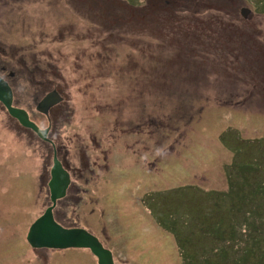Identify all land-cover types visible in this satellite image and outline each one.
Wrapping results in <instances>:
<instances>
[{
	"label": "rangeland",
	"instance_id": "374dc122",
	"mask_svg": "<svg viewBox=\"0 0 264 264\" xmlns=\"http://www.w3.org/2000/svg\"><path fill=\"white\" fill-rule=\"evenodd\" d=\"M2 40L20 49L9 67L19 70L24 55L41 69L0 75L13 104L51 127L54 147L0 103V264H97L87 248L26 240L50 203L53 148L78 170L83 151L104 162L112 135L108 169L86 172L87 183L71 172L53 216L94 234L115 264H186L156 218L170 211L198 221L208 201L192 186L228 190L233 160L264 167V0H0ZM51 89L63 100L45 116L35 106ZM193 232L198 250L203 234Z\"/></svg>",
	"mask_w": 264,
	"mask_h": 264
},
{
	"label": "trees",
	"instance_id": "16d2710c",
	"mask_svg": "<svg viewBox=\"0 0 264 264\" xmlns=\"http://www.w3.org/2000/svg\"><path fill=\"white\" fill-rule=\"evenodd\" d=\"M147 17L149 20H155L158 15H152L150 12ZM257 146L264 152L261 142L257 143ZM234 156L237 159L239 152ZM253 161H256L255 165L244 164L239 167L236 166L235 160L230 163L228 190L203 191L197 188L198 186H192L198 191L196 198L208 201L207 211L198 221L193 214L182 215L170 211L156 218L160 225L174 236L183 262L264 264V167L260 166L259 160ZM257 172L262 173V178L252 179ZM250 174L252 175L249 177ZM192 228L203 234L204 244L199 246L198 250L194 249L197 248L196 241L190 236L194 234ZM195 251L200 255L195 257Z\"/></svg>",
	"mask_w": 264,
	"mask_h": 264
},
{
	"label": "water",
	"instance_id": "95a60500",
	"mask_svg": "<svg viewBox=\"0 0 264 264\" xmlns=\"http://www.w3.org/2000/svg\"><path fill=\"white\" fill-rule=\"evenodd\" d=\"M242 16L249 14V9H240ZM62 96L56 91L47 92L36 104L35 109L48 115L49 109L59 103ZM0 103L8 114L23 127L32 130L38 137L46 140L47 128H40L30 119L28 112L13 104V93L9 83L0 76ZM70 183L68 171L61 161L53 156L50 178L47 183L50 203L29 226L26 240L33 248H87L96 257L97 264H115L112 252L103 246L100 240L83 227H65L53 216L56 202L61 199Z\"/></svg>",
	"mask_w": 264,
	"mask_h": 264
},
{
	"label": "flooded vegetation",
	"instance_id": "af4514ba",
	"mask_svg": "<svg viewBox=\"0 0 264 264\" xmlns=\"http://www.w3.org/2000/svg\"><path fill=\"white\" fill-rule=\"evenodd\" d=\"M63 37V35L61 36V38L60 37H54V38H52L53 39V41H57V40H60V39H63L62 38ZM55 38H57V39H55ZM1 39H3V38H1ZM33 42L35 43V41L34 40H32L31 41V43L30 44H33ZM19 48H17V47H13V48H11L8 44H7V41H4V40H2V41H0V56L1 55H4V57H3V62H2V64H0V72L3 74V73H6L8 76H10V77H13L15 74H17V73H23V72H26L27 74H29V75H31L32 76V78H33V75L35 74V70L36 71H38V70H41L38 66H31V67H28L27 66V61H26V59H25V56L24 55H22L21 57H20V59L18 60V62L22 65V67H19V70H17V71H15L14 69H12L11 68V66L9 67V61H8V59H10L11 61H13L12 59H14V60H16V57H17V53L19 52ZM43 72V71H42ZM0 73V74H1ZM1 76V75H0ZM2 77V76H1ZM2 78H4V77H2ZM5 79V78H4ZM6 80V79H5ZM7 81V80H6ZM8 82V81H7ZM9 83V82H8ZM10 85V84H9ZM42 85H44V84H42ZM11 87V86H10ZM11 89H12V87H11ZM51 90H56V89H51ZM50 90V91H51ZM59 94H60V92L58 91V90H56ZM48 92V91H47ZM12 93H13V90H12ZM61 95V94H60ZM44 96V95H43ZM42 96V97H43ZM62 96V95H61ZM62 100H63V97H62ZM61 102V101H60ZM59 102V103H60ZM59 103H57V104H59ZM56 104V105H57ZM56 105H54V106H56ZM53 106V107H54ZM53 107H51L50 109H49V112H50V110L53 108ZM49 112H48V115H49ZM47 115V116H48ZM46 116V115H45ZM30 117V116H29ZM32 120V119H31ZM47 128V136H46V141L47 142H49L50 144H52L53 146H54V144H53V141L51 140V139H49L48 138V132H50L49 130H50V126H48V127H46ZM30 130V129H29ZM31 131V133H34L32 130H30ZM109 143L111 142V139H112V135H110L109 137ZM89 142L94 146V147H98L99 145H100V142H98V139H97V137H96V134L95 135H91L90 134V137H89ZM109 143H108V147H106V148H104V149H101L100 150V153H99V156H101L102 157V159H103V163L102 164H99V162H98V160H92L91 162H90V160H89V157H88V155L83 151V153H82V156H81V158H82V163H81V165L78 167V170H75V169H72V170H70L69 168H70V166L69 165H67V167H64L67 171H68V173H69V177H70V182H71V179H72V175H71V172L73 173V172H77V180H74L75 182H78L79 180H78V178H82L83 180H84V182L85 183H87L88 182V176H87V174H86V172H88L89 173V175L90 174H93L94 173V170H95V168H98L99 170H101V169H103L104 171L105 170H107L108 169V165L106 164V162H107V160L109 159V156H110V152H109V150H110V147H109ZM127 148V147H126ZM62 162V161H61ZM90 163L92 164V166L90 165ZM63 165V164H62ZM70 184V183H69ZM78 184H80V183H78ZM69 186V185H68ZM67 189H68V187H67ZM67 189H66V192H67ZM70 191H72V190H70ZM78 188H76L75 189V192H73V193H70L69 195H68V197H67V199L69 200V201H71V200H73V199H75L76 198V200H74V202H76V201H79V198H78V196H77V194H78ZM65 195H66V193H65ZM64 195V196H65ZM63 196V197H64ZM62 197V198H63ZM60 200V199H59ZM72 202V201H71ZM57 203V202H56ZM75 204V203H74ZM48 206V205H47ZM56 206V205H55ZM73 227H75V226H73Z\"/></svg>",
	"mask_w": 264,
	"mask_h": 264
},
{
	"label": "bare ground",
	"instance_id": "6f19581e",
	"mask_svg": "<svg viewBox=\"0 0 264 264\" xmlns=\"http://www.w3.org/2000/svg\"><path fill=\"white\" fill-rule=\"evenodd\" d=\"M6 110V109H5ZM52 147H54V146H52ZM57 152H59L58 151V149L57 148H53V154H52V159H53V156H56L57 158H58V153ZM59 159V158H58ZM60 160V159H59Z\"/></svg>",
	"mask_w": 264,
	"mask_h": 264
}]
</instances>
